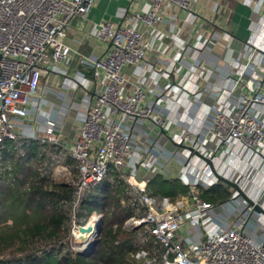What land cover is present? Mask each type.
Here are the masks:
<instances>
[{"label":"built area","instance_id":"1","mask_svg":"<svg viewBox=\"0 0 264 264\" xmlns=\"http://www.w3.org/2000/svg\"><path fill=\"white\" fill-rule=\"evenodd\" d=\"M142 1L141 8L130 17L131 22L114 24L105 20L93 27L96 35L107 42V47L101 56L82 60L91 67L98 91L86 106L75 139L67 145L55 133L52 120H46L41 135L23 134L21 121L39 109L43 73L50 76L70 56L72 49L65 37L71 20L76 16L85 18L95 0H0V142L17 137L48 142L60 147L58 157L69 155L75 160L77 176L68 182L75 187L69 203L72 217L79 201L92 186L101 182L108 168L112 166L118 171L128 186L130 203L136 212L141 210L139 215L126 220V228L146 224V234L162 250L158 258L150 257L145 249L138 250L135 257L144 264H264V243L246 230L247 212H241L212 231L209 225L213 205L202 200L193 187L191 204L186 205L180 196L171 199L150 194L145 179L124 172L133 149L130 122L148 119L159 131H164L167 125L147 104L141 82H133L131 90L126 91L128 81L122 68L142 60L152 49L148 32L163 20L164 5L176 7L184 13L185 20L189 19L193 5V0ZM250 2L258 8L264 6V0ZM263 37L264 29L259 39L248 40L246 61L241 69L242 73L246 66L255 63L260 72L258 87L240 92L232 106L220 102L211 112L208 133L215 147L240 142L258 151L264 146V114L256 111L258 106H264V66L254 61ZM241 73L230 93L239 86ZM175 140L205 156L211 155L198 136L189 131L177 135ZM92 217L96 222L100 215ZM187 222L199 233L197 241H192L187 234L184 239L178 238L179 230ZM86 223L89 222L80 225ZM72 224L73 229L77 228L73 219Z\"/></svg>","mask_w":264,"mask_h":264},{"label":"crops","instance_id":"2","mask_svg":"<svg viewBox=\"0 0 264 264\" xmlns=\"http://www.w3.org/2000/svg\"><path fill=\"white\" fill-rule=\"evenodd\" d=\"M142 4V0H95L85 18L76 16L71 20L65 37L72 49L70 56L58 64L59 71L50 76L45 72L41 80V85L46 81L53 85L42 93L47 112L44 120L55 123V133L67 145L75 139L86 106L98 91L93 83V71L87 75L89 66L82 60L101 56L106 50L107 42L96 35L93 27L105 20L114 24L131 22L130 17ZM162 15L163 20L148 32L152 49L142 60L125 65L122 73L128 81L126 91L131 90L133 82L142 83L147 104L154 115L164 119L167 128L159 131L148 119L130 122L133 149L124 172L145 179L147 189L148 183L156 177L176 178L188 187V192L174 198L180 196L190 205L193 188L200 197L199 187L208 188L221 182L204 160L174 143L177 135L189 131L205 144L210 156L217 157L215 162L212 158L216 172L238 182L244 192L259 203L264 198V146L258 151L240 142L215 147L208 128L211 112L220 102L232 106L240 92L258 87L260 72L255 63L246 66L242 73L241 69L246 61L248 40L256 41L263 32L264 6L258 8L250 0H193L188 20L172 5H164ZM137 25L142 28L141 24ZM255 58L254 61L264 66V37ZM75 73L80 74L77 88L71 83ZM240 73L241 82L236 91L230 93ZM256 111L264 114V106H258ZM158 135L165 140L158 143ZM177 149L183 153H176ZM225 153L224 158H219ZM60 166L67 172L65 182L76 178L77 173L72 174L66 165ZM232 198L221 204L211 203L209 226L212 231L242 212L235 211L237 206ZM259 204L264 208V203ZM245 218L248 233L264 243V214L254 212L249 216L247 212ZM192 229L185 223L178 238L184 239L187 234L192 241H197L200 235Z\"/></svg>","mask_w":264,"mask_h":264},{"label":"trees","instance_id":"3","mask_svg":"<svg viewBox=\"0 0 264 264\" xmlns=\"http://www.w3.org/2000/svg\"><path fill=\"white\" fill-rule=\"evenodd\" d=\"M59 149L22 137L0 142V264H144L135 257L140 249L158 258L162 250L146 234V224L126 228V220L141 210L135 211L127 184L112 166L85 193L72 217L69 203L75 187L56 180L54 168L66 165L73 174L78 168L71 156L58 157ZM148 192L174 198L187 194L188 187L176 178L156 177ZM199 195L216 205L234 194L216 182L199 187ZM93 214L101 217L99 238L92 251L79 253L70 243L72 219L80 225Z\"/></svg>","mask_w":264,"mask_h":264},{"label":"rangeland","instance_id":"4","mask_svg":"<svg viewBox=\"0 0 264 264\" xmlns=\"http://www.w3.org/2000/svg\"><path fill=\"white\" fill-rule=\"evenodd\" d=\"M57 71H59V70L57 69ZM72 80L73 81H71V83H72L73 88H77V86L80 85V74L75 73L72 76ZM64 83H66V81ZM52 86L50 85V82H47L46 81L45 85L44 84L42 85V88H41L42 93L48 91V89H51ZM38 104H39V110L36 111L35 115L34 116L32 115V117H29V118L24 119V120L21 121V123H22L21 124L22 125L21 132L23 134H29V133L30 134L36 133L37 135H41L42 134V132L44 130V126H45L44 117L47 114V112H45V109H44L45 108L44 107L45 105H44L43 94H42V97L39 99ZM162 140H165V139H163V138L161 139V136L158 135L156 141L158 143H161ZM157 145H159V144H156V146ZM179 152H180V154L183 153L181 151V149H177L176 153H179ZM226 154L227 153L223 154L222 156L220 154L221 157L219 156V158H222V157L224 158ZM216 159H217V157H213L214 162L216 161ZM219 171H220V168H219ZM54 174H55L56 180H60V181H65L66 180L67 172H66L65 169L61 168V166H58V167H55L54 168ZM240 183H241V181H240ZM233 194H235L234 191H233ZM254 196H255V194H254ZM232 199H233L232 202L237 206V208L235 209V211L236 212H241V210H243V208H244L243 200L240 199V198H232ZM259 203H264V198H262ZM92 216L90 217V219L88 220V222H95L94 221V217H92ZM98 218L101 219V217H98ZM73 227L74 226L72 224L71 229H70V243H71V247L73 249H75V250H79V248H81L84 243H83V240H80L78 242L75 241L74 235H73ZM92 238L93 237H91V239Z\"/></svg>","mask_w":264,"mask_h":264},{"label":"water","instance_id":"5","mask_svg":"<svg viewBox=\"0 0 264 264\" xmlns=\"http://www.w3.org/2000/svg\"><path fill=\"white\" fill-rule=\"evenodd\" d=\"M0 104H1V98H0ZM162 132H164V131L162 130ZM174 143L179 147H183V148L188 149L192 154H194L197 157H199L200 159L204 160L206 162V164L209 166V168L211 169L214 176L217 178V180L234 190L235 194L233 195V198H241L244 202V208H243L242 212H248L249 216L254 212L264 214V208L258 202L254 201L252 198H250L246 194V192H244V190L239 186L238 182L231 181V180L221 176L220 174H218L216 172V170L213 166V161H212L213 155L212 156H205L202 153H200L199 151L193 149L191 146H188V145H185L182 143H177V142H174ZM100 221H101V219H99L95 222L94 237L92 239H90L89 241L85 242V244H83V246L81 248H79V250H77V252L83 253L86 251H92L93 250V248L95 247V244L99 238ZM77 229L80 232H87V231H90V226L88 225V223H86L85 225H78Z\"/></svg>","mask_w":264,"mask_h":264},{"label":"bare ground","instance_id":"6","mask_svg":"<svg viewBox=\"0 0 264 264\" xmlns=\"http://www.w3.org/2000/svg\"><path fill=\"white\" fill-rule=\"evenodd\" d=\"M88 225L90 226V231L87 232H80L77 228L73 229V235L75 241H80L83 240V243L89 241L91 237H94L95 234V223L94 222H89Z\"/></svg>","mask_w":264,"mask_h":264}]
</instances>
